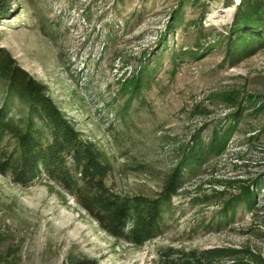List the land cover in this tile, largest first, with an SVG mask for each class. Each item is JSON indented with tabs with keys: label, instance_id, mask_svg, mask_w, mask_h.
I'll list each match as a JSON object with an SVG mask.
<instances>
[{
	"label": "rangeland",
	"instance_id": "obj_1",
	"mask_svg": "<svg viewBox=\"0 0 264 264\" xmlns=\"http://www.w3.org/2000/svg\"><path fill=\"white\" fill-rule=\"evenodd\" d=\"M10 1L0 46L112 158L107 182L119 194L153 196L193 134L208 143L239 107L244 117L222 150L184 172L167 230L141 245L113 239L46 177L22 187L0 175V264H181L220 246L264 257V188L258 210L238 206L217 223L224 200L264 169V42L226 49L235 4L189 0L176 17L177 0ZM141 73L139 92L120 89Z\"/></svg>",
	"mask_w": 264,
	"mask_h": 264
},
{
	"label": "trees",
	"instance_id": "obj_2",
	"mask_svg": "<svg viewBox=\"0 0 264 264\" xmlns=\"http://www.w3.org/2000/svg\"><path fill=\"white\" fill-rule=\"evenodd\" d=\"M188 1L177 0L176 17ZM224 1L235 4L226 31V49L237 52L264 42V0ZM10 9V0H0V16ZM146 75L130 77L121 82L120 89L132 94L139 92L147 81ZM243 117V107H239L225 131L213 130L208 143L199 134H193L190 143L179 149V161L153 196L122 195L107 182L113 169L112 158L96 142L83 137L50 97L46 84L0 46V175L22 187L46 177L60 187L64 198L70 196L101 230L118 241L141 245L163 234L174 213L173 197L184 184V172L201 165L209 154L222 150L230 130ZM261 188L264 169L250 181H241L238 193L224 200L217 223L233 222L238 206L250 214L258 210ZM64 264L99 263L87 256H68ZM181 264H264V257L248 246H220L192 252Z\"/></svg>",
	"mask_w": 264,
	"mask_h": 264
}]
</instances>
